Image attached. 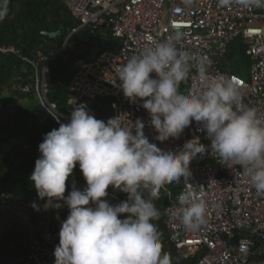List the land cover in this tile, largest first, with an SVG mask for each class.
Returning <instances> with one entry per match:
<instances>
[{"label":"clouds","instance_id":"obj_1","mask_svg":"<svg viewBox=\"0 0 264 264\" xmlns=\"http://www.w3.org/2000/svg\"><path fill=\"white\" fill-rule=\"evenodd\" d=\"M181 3L190 8L197 0ZM8 5L9 0H0V21ZM233 5L261 9L264 0H217L218 7ZM185 38L180 31L162 42L149 38L138 54L115 68L118 87L130 101H143L158 141L178 137L195 121L210 144L195 137L178 152H165L149 142L140 120L133 134L118 116L105 122L86 105L73 109L68 123L44 135L30 175L38 197L47 198L45 208L61 207L59 201H64L69 209L54 264H172L153 223L161 216L154 201L166 184L180 183L181 177L187 182L197 155L210 153L229 169L239 166L256 193L264 195V112L244 102L238 82L211 76L204 59L183 48ZM193 69L200 87L181 92ZM77 163L86 186L65 197L66 181ZM110 186L127 199L110 204ZM186 186L190 190L177 196L169 214L184 232H192L207 223L208 205L197 188Z\"/></svg>","mask_w":264,"mask_h":264},{"label":"built area","instance_id":"obj_2","mask_svg":"<svg viewBox=\"0 0 264 264\" xmlns=\"http://www.w3.org/2000/svg\"><path fill=\"white\" fill-rule=\"evenodd\" d=\"M65 5L76 24L54 51L32 59L13 46L0 47V52L17 56L32 71L27 82L13 84L12 89L22 94L33 92L40 107L59 126L68 123L71 111L80 105H86L89 113L98 119L104 114L103 100L106 99L110 110L107 119L118 116L128 129L140 120L145 125L144 135L162 151L178 152L184 143L195 137L209 145L206 132L195 121L178 137L158 141L150 115L142 107L143 101L139 98L136 102L130 101L118 87L116 67L138 54L150 42L149 38L152 43L162 42L177 31L186 34L183 48L199 54L211 76L223 75L238 82L244 102L264 112V8L218 7L217 0H197L190 8L181 0H65ZM82 30L99 40L110 35L116 43L74 70L67 83L66 110L63 111L47 99L45 77L56 56L65 50L77 53L73 37ZM237 39L244 44L246 78L222 68L228 46ZM151 75L155 78V73ZM199 87L193 69L189 80L180 85V91H196ZM132 132L135 134V128ZM39 157L37 150L35 161ZM189 168L192 175L187 182L181 177L180 183H176L175 197H171L165 186L161 188L168 201L162 209L166 242L182 252L202 249L194 264H259L251 258L258 254L255 244L264 243V195L256 193L239 166L229 169L210 153L197 155ZM186 183L197 188V194L202 193L208 205L207 223L192 232H184L169 214L177 196L190 190L191 186ZM73 188L74 170L70 175V190ZM108 193L106 198L112 205L127 199L126 193ZM35 212L40 213L37 222L33 220ZM61 224L50 227L46 213L36 209L31 201L0 190V240L17 227L25 231L24 252L4 256L0 264H54Z\"/></svg>","mask_w":264,"mask_h":264},{"label":"trees","instance_id":"obj_3","mask_svg":"<svg viewBox=\"0 0 264 264\" xmlns=\"http://www.w3.org/2000/svg\"><path fill=\"white\" fill-rule=\"evenodd\" d=\"M75 24L76 20L67 10L65 0H9L7 16L0 21V47L13 46L20 54L38 59L57 49ZM61 28L64 29L61 37L51 38L44 34ZM73 39L77 53L65 50L61 55L56 56L49 64L48 74L45 77L47 99L55 102L63 111L66 110L67 83L74 70L81 63L92 60L97 53L108 50L109 45L116 43V39L114 40L110 35L99 40L84 30ZM243 50L244 44L241 40L231 42L223 59L222 68L246 78L247 59ZM31 74V68L27 63L11 53L0 52V190L31 201L36 209L46 213L49 226L53 227L58 222L66 220L69 209L64 201H59L61 207L45 208L47 198L41 200L38 197L30 175L35 167V152L44 135L53 129H58L59 125L40 107L33 92L22 94L12 89L13 84L27 82ZM106 101L103 100L104 114L98 117L104 121H107L110 115ZM5 144L9 145V148L3 151L2 146ZM74 175L75 188L83 190L86 181L78 163L74 168ZM165 188L170 191L171 197L176 196L178 191L176 183L166 184ZM108 191L125 195L111 186ZM70 192L69 177L66 181L65 197ZM106 199L108 202L111 201L109 198ZM154 203L161 212L159 220L153 223L158 227L163 251L170 255L172 264H194L202 254V249L182 252L165 240L162 209L168 201L166 193L161 189ZM121 217L124 219L126 215ZM39 219L40 213L35 212L33 220L37 222ZM24 248L25 231L17 227L0 240V259L23 253ZM254 248L258 254L252 256L251 261L257 263L263 261L264 243H256Z\"/></svg>","mask_w":264,"mask_h":264},{"label":"water","instance_id":"obj_4","mask_svg":"<svg viewBox=\"0 0 264 264\" xmlns=\"http://www.w3.org/2000/svg\"><path fill=\"white\" fill-rule=\"evenodd\" d=\"M63 32H64V29L63 28H61V29H59V30H57V31H55V32H50V33H44V34H47L49 37H51V38H57V37H61L62 36V34H63ZM259 264H264V260L263 261H261Z\"/></svg>","mask_w":264,"mask_h":264},{"label":"rangeland","instance_id":"obj_5","mask_svg":"<svg viewBox=\"0 0 264 264\" xmlns=\"http://www.w3.org/2000/svg\"><path fill=\"white\" fill-rule=\"evenodd\" d=\"M114 40H115V39H114ZM114 40H113V41H114ZM8 113H9V112H7V114H8ZM8 148H9V145H7V144H5V145L2 146V150H3V151H6Z\"/></svg>","mask_w":264,"mask_h":264}]
</instances>
